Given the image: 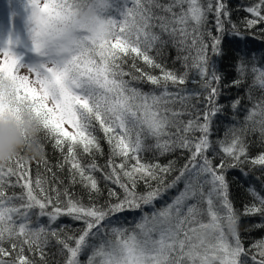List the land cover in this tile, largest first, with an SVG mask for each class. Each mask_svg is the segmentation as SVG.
<instances>
[{
    "label": "snow or ice",
    "instance_id": "1",
    "mask_svg": "<svg viewBox=\"0 0 264 264\" xmlns=\"http://www.w3.org/2000/svg\"><path fill=\"white\" fill-rule=\"evenodd\" d=\"M257 31L264 0H8L0 118L38 119L67 184L44 154L0 164V264H264V237L243 238L264 231V57L241 49L231 79L219 67L226 36ZM230 170L261 173L240 210ZM125 212L139 218L120 225Z\"/></svg>",
    "mask_w": 264,
    "mask_h": 264
},
{
    "label": "trees",
    "instance_id": "2",
    "mask_svg": "<svg viewBox=\"0 0 264 264\" xmlns=\"http://www.w3.org/2000/svg\"><path fill=\"white\" fill-rule=\"evenodd\" d=\"M244 3H245V0H231V5L233 9H235L237 5H242ZM13 7H14V2H13ZM7 10H8V0H0V16L6 15ZM241 15H242L241 13H235L234 19L239 20ZM223 48L225 52L227 53V55L223 58L222 63L219 65V67L221 68V72L227 75L229 79H231L232 76L234 75L231 65L234 62L235 55L240 54L241 49L244 52H248L250 54L248 57L249 63L252 62L251 54H254V58L256 62H261V58L264 57V35H261L257 31L254 34L246 35V39L243 41L239 40L237 37H234V36H226L223 40ZM168 53H169V58L167 61L168 66L173 67L172 57H174L176 53L172 49H168ZM175 67L179 68L180 65L175 64ZM188 87L193 88L195 87V85L189 84ZM235 95H236V91L234 89L230 93H226V96L228 97L235 96ZM221 103H227V100L224 96L221 97ZM248 106L250 107V105ZM227 115H231V113L228 112L225 117L218 118L220 121V128H219V132L217 133V135L219 136H222L224 133V125L230 123V121L227 119ZM44 144H45L44 155L47 159L48 167H50L52 171L56 173L59 179L64 180L65 184H67V170L65 169L64 171H60L56 167L58 162H60L62 159L61 154L58 151L54 150L50 143L45 141ZM105 153H107L106 145H105ZM172 158H173L172 156L160 157V163L162 164L167 163L168 160ZM104 160L105 158H99L98 162L100 164H103ZM245 170L247 171L248 169L246 168ZM37 172H39L41 175L45 176L46 178L51 177V173L46 171L45 166L43 164H40L39 167H37L36 163L32 162L31 174L33 178L36 177ZM260 175L261 173L259 171H252L251 174L247 177L242 176L240 172L236 170L228 171L227 179H228L229 186H230V198L232 199L237 210H240L242 203H245L248 200V197L246 195L248 186L255 185L257 188L260 187V181H257L255 179V177H258ZM169 179H171V177H169ZM102 187H103V184H102ZM182 188H183V185H179L176 189L169 190L163 196L162 199L156 202L155 207L159 209L165 204L170 203L171 200L178 194V191L181 190ZM141 190H143V187H141ZM72 191L77 196H84L85 199H87L86 195L83 193L82 189L79 186H76L75 188H73ZM151 210H152L151 208L145 209V211H151ZM138 218H139V213L137 212H125L119 217L118 223L120 225H124L127 227V226H130L131 223L134 220H137ZM255 222H257L255 219L252 221L245 219L243 221L242 228L247 229L250 227L251 223H255ZM58 223L60 225H66L73 230L79 227L78 222H74L71 219L66 218V217L61 218ZM261 237H264V231L257 230V231L252 232L251 235L247 237H243V238L251 242V241L259 240ZM54 250L55 249H53V251Z\"/></svg>",
    "mask_w": 264,
    "mask_h": 264
},
{
    "label": "clouds",
    "instance_id": "3",
    "mask_svg": "<svg viewBox=\"0 0 264 264\" xmlns=\"http://www.w3.org/2000/svg\"><path fill=\"white\" fill-rule=\"evenodd\" d=\"M41 135L40 122L27 112L19 120L10 115L0 118V164L14 159L21 151L31 158L42 157Z\"/></svg>",
    "mask_w": 264,
    "mask_h": 264
},
{
    "label": "rangeland",
    "instance_id": "4",
    "mask_svg": "<svg viewBox=\"0 0 264 264\" xmlns=\"http://www.w3.org/2000/svg\"><path fill=\"white\" fill-rule=\"evenodd\" d=\"M15 6V5H14ZM65 127L68 129V131H70V132H72V131H74L72 128H71V126H69V125H65Z\"/></svg>",
    "mask_w": 264,
    "mask_h": 264
}]
</instances>
